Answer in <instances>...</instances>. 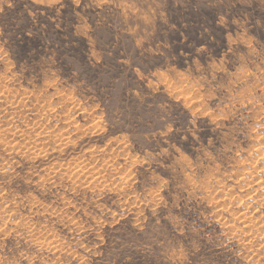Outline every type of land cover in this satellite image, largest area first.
<instances>
[{"label":"rangeland","instance_id":"374dc122","mask_svg":"<svg viewBox=\"0 0 264 264\" xmlns=\"http://www.w3.org/2000/svg\"><path fill=\"white\" fill-rule=\"evenodd\" d=\"M0 264H264V0H0Z\"/></svg>","mask_w":264,"mask_h":264},{"label":"bare ground","instance_id":"6f19581e","mask_svg":"<svg viewBox=\"0 0 264 264\" xmlns=\"http://www.w3.org/2000/svg\"><path fill=\"white\" fill-rule=\"evenodd\" d=\"M40 146H42V145H40ZM254 147V146H253ZM90 165V164H89ZM54 168V167H53ZM257 181V180H256ZM247 183V182H246ZM228 190V189H227ZM217 200V199H216ZM241 200V199H240ZM216 203V202H215ZM247 207V206H246ZM254 209V208H253ZM251 218V217H250ZM248 220H250V219H248Z\"/></svg>","mask_w":264,"mask_h":264}]
</instances>
